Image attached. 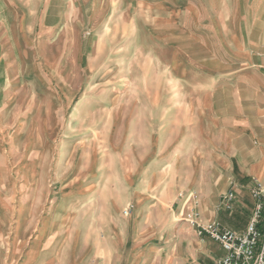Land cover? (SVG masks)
<instances>
[{"label": "rangeland", "instance_id": "obj_1", "mask_svg": "<svg viewBox=\"0 0 264 264\" xmlns=\"http://www.w3.org/2000/svg\"><path fill=\"white\" fill-rule=\"evenodd\" d=\"M173 21L137 2H67L28 18L27 43L0 42V264L217 263V243L196 234L193 250L178 221L232 210L225 92L243 52L208 50Z\"/></svg>", "mask_w": 264, "mask_h": 264}, {"label": "crops", "instance_id": "obj_2", "mask_svg": "<svg viewBox=\"0 0 264 264\" xmlns=\"http://www.w3.org/2000/svg\"><path fill=\"white\" fill-rule=\"evenodd\" d=\"M90 1L98 0H0V42H4V49L15 50L17 44L27 43L33 33L34 28L28 18H44L51 8H57L62 15L67 2ZM113 1H120L122 9H126L130 2H137L138 7L151 9L156 16L184 18L185 22L179 26L177 21L171 22V31L184 33L187 39L190 35L201 34L203 47L208 50L243 52L237 55L236 64L240 68L232 72L235 74L233 77L227 78L236 84L225 92L226 97L235 99L236 108V115L234 118L228 116L230 123L225 128L227 137H235L232 143L239 148L238 155L233 156L234 173L239 177L234 207L226 211L215 205L208 214L207 206L201 204L200 222L218 221L233 230H244L254 206L251 189L256 183L264 185V71L261 72L264 68V0ZM43 25L40 21L36 24L40 34L50 33L49 27L59 29L47 23L45 29H40ZM216 55L219 57L220 54ZM192 201L191 196L182 201V213L192 206ZM178 222L181 234L188 230L194 250L199 244L196 227L189 221ZM199 239L205 240L204 237ZM216 248L219 259L223 251L218 243Z\"/></svg>", "mask_w": 264, "mask_h": 264}, {"label": "built area", "instance_id": "obj_3", "mask_svg": "<svg viewBox=\"0 0 264 264\" xmlns=\"http://www.w3.org/2000/svg\"><path fill=\"white\" fill-rule=\"evenodd\" d=\"M251 196L254 201L252 214L241 231L218 221L200 222L196 211L189 214L188 221L196 227L197 234L208 236L222 248L223 254L217 264H264V185L256 183ZM235 198V188H231L223 197V206L232 209Z\"/></svg>", "mask_w": 264, "mask_h": 264}]
</instances>
